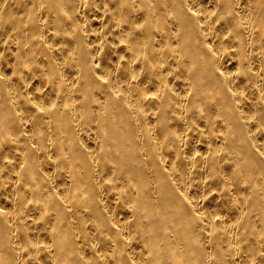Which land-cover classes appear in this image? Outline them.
Listing matches in <instances>:
<instances>
[{
  "label": "bare ground",
  "instance_id": "1",
  "mask_svg": "<svg viewBox=\"0 0 264 264\" xmlns=\"http://www.w3.org/2000/svg\"><path fill=\"white\" fill-rule=\"evenodd\" d=\"M0 264H264V0H0Z\"/></svg>",
  "mask_w": 264,
  "mask_h": 264
}]
</instances>
